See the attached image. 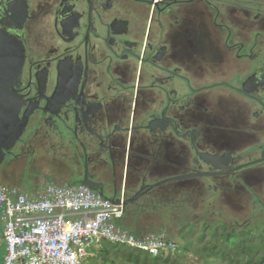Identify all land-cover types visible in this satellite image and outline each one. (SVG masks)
I'll use <instances>...</instances> for the list:
<instances>
[{"label": "flooded vegetation", "instance_id": "1", "mask_svg": "<svg viewBox=\"0 0 264 264\" xmlns=\"http://www.w3.org/2000/svg\"><path fill=\"white\" fill-rule=\"evenodd\" d=\"M231 1L0 0L25 117L4 158L60 159L157 220L264 212V9Z\"/></svg>", "mask_w": 264, "mask_h": 264}, {"label": "built area", "instance_id": "2", "mask_svg": "<svg viewBox=\"0 0 264 264\" xmlns=\"http://www.w3.org/2000/svg\"><path fill=\"white\" fill-rule=\"evenodd\" d=\"M122 202V194L103 196L84 183L51 180L31 193L0 183L1 264H85L101 241L152 255L177 249L164 231L135 234L122 227Z\"/></svg>", "mask_w": 264, "mask_h": 264}, {"label": "rangeland", "instance_id": "3", "mask_svg": "<svg viewBox=\"0 0 264 264\" xmlns=\"http://www.w3.org/2000/svg\"><path fill=\"white\" fill-rule=\"evenodd\" d=\"M250 1L259 3L261 8L264 9V0ZM229 9L231 10V7H229ZM236 11L240 10L237 8ZM63 165L64 161L60 159L47 160L39 155L17 160L3 158L0 162V183L18 187L27 193L41 188L46 181L52 180L56 183H76V179L69 177L62 171L61 167H63ZM199 199L200 196H197L198 202ZM186 202L189 204L187 208L190 207L192 212L187 210L186 214L179 215L176 213L172 218L168 216L158 220L153 218L150 214H144V209H134L127 206L126 213L122 220L119 221V224L135 234L164 231L170 239L177 242L178 248L176 252L173 253L172 258L179 259L181 264H202L201 258L194 252L195 246L193 244L190 245V250L183 254L181 245L184 240L180 236L186 235L190 241H194V239L197 240L195 236L204 230V225H207V227L211 225L217 226L219 231H221L223 227H220V220L226 224V229L232 224H235L233 221L242 224L244 220H247L245 224H251L255 228V233L258 230L262 231V229H264V212H259L258 210L252 212L249 206L246 207L245 211H242L238 209L236 205L227 207L224 205L217 206V204H215L214 207L217 208L212 212V209L205 210L200 204H197L196 209L193 210L194 207L190 206L191 203L188 200H186ZM159 216L162 217L163 214L160 213ZM3 228L4 223L0 218V264L6 251ZM208 228L211 230V227ZM206 235H208V237H206ZM205 237L203 240L208 242L210 234L205 233ZM94 247L98 249V246ZM89 256H94L98 264H103L102 257H100L96 251L93 252V250H90ZM115 260L114 264H124L120 258H116Z\"/></svg>", "mask_w": 264, "mask_h": 264}, {"label": "trees", "instance_id": "4", "mask_svg": "<svg viewBox=\"0 0 264 264\" xmlns=\"http://www.w3.org/2000/svg\"><path fill=\"white\" fill-rule=\"evenodd\" d=\"M233 222L235 224L226 229V224L220 220V227H223L221 231L217 226H208L211 227L209 230L207 225H204V230L195 236L197 240L194 241H190L186 235H181L184 240L181 245L183 254L189 251L190 245L193 244L194 252L199 255L202 264H264V229L255 233V228L251 224L239 226ZM205 233L210 234L208 242L203 240ZM100 243L98 249L92 247L91 250L102 257L103 264H114L116 258H120L124 264H181L179 259L172 258L177 249L152 255L117 243L108 241ZM85 264L98 263L94 256H88Z\"/></svg>", "mask_w": 264, "mask_h": 264}, {"label": "water", "instance_id": "5", "mask_svg": "<svg viewBox=\"0 0 264 264\" xmlns=\"http://www.w3.org/2000/svg\"><path fill=\"white\" fill-rule=\"evenodd\" d=\"M19 70L14 44L0 29V162L2 149L12 147L25 126V117H19L21 100L11 90Z\"/></svg>", "mask_w": 264, "mask_h": 264}, {"label": "crops", "instance_id": "6", "mask_svg": "<svg viewBox=\"0 0 264 264\" xmlns=\"http://www.w3.org/2000/svg\"><path fill=\"white\" fill-rule=\"evenodd\" d=\"M76 183H81V182H76ZM36 190V189H35ZM118 196V195H117ZM108 197H111V196H108Z\"/></svg>", "mask_w": 264, "mask_h": 264}, {"label": "bare ground", "instance_id": "7", "mask_svg": "<svg viewBox=\"0 0 264 264\" xmlns=\"http://www.w3.org/2000/svg\"><path fill=\"white\" fill-rule=\"evenodd\" d=\"M122 220V219H121Z\"/></svg>", "mask_w": 264, "mask_h": 264}]
</instances>
